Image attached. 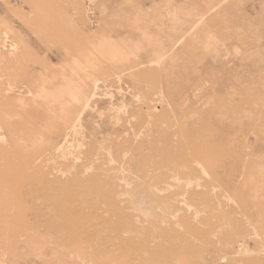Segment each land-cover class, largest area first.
Here are the masks:
<instances>
[{"label": "rangeland", "instance_id": "1", "mask_svg": "<svg viewBox=\"0 0 264 264\" xmlns=\"http://www.w3.org/2000/svg\"><path fill=\"white\" fill-rule=\"evenodd\" d=\"M219 3L0 0V264H264V0Z\"/></svg>", "mask_w": 264, "mask_h": 264}, {"label": "bare ground", "instance_id": "2", "mask_svg": "<svg viewBox=\"0 0 264 264\" xmlns=\"http://www.w3.org/2000/svg\"><path fill=\"white\" fill-rule=\"evenodd\" d=\"M224 1H226V0H224ZM223 0H220V3H219V5L218 6H215V8L217 9V8H219L220 6H221V3H223L224 2ZM224 4V3H223ZM205 17H201L200 19H198V20H196L195 22H193L192 24H191V26H190V29L192 28V27H194L196 24H198V22H200V21H202L203 19H204ZM182 38V37H181ZM180 38V39H181ZM179 39V40H180ZM165 54V53H164ZM163 55V54H162ZM162 55H160L159 57H161Z\"/></svg>", "mask_w": 264, "mask_h": 264}]
</instances>
